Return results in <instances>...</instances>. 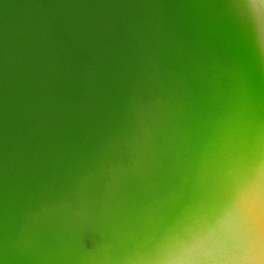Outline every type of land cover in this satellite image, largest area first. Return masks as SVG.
<instances>
[{
  "label": "bare ground",
  "instance_id": "bare-ground-1",
  "mask_svg": "<svg viewBox=\"0 0 264 264\" xmlns=\"http://www.w3.org/2000/svg\"><path fill=\"white\" fill-rule=\"evenodd\" d=\"M254 0H0V264H157L264 163Z\"/></svg>",
  "mask_w": 264,
  "mask_h": 264
},
{
  "label": "clouds",
  "instance_id": "clouds-1",
  "mask_svg": "<svg viewBox=\"0 0 264 264\" xmlns=\"http://www.w3.org/2000/svg\"><path fill=\"white\" fill-rule=\"evenodd\" d=\"M250 7L264 28V0ZM157 264H264V163L238 179L212 217L167 237Z\"/></svg>",
  "mask_w": 264,
  "mask_h": 264
}]
</instances>
